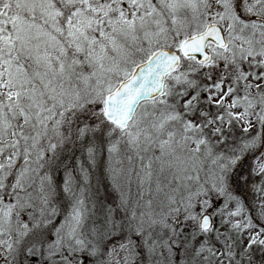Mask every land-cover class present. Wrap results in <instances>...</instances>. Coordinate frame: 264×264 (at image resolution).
<instances>
[{
  "label": "snow or ice",
  "instance_id": "1",
  "mask_svg": "<svg viewBox=\"0 0 264 264\" xmlns=\"http://www.w3.org/2000/svg\"><path fill=\"white\" fill-rule=\"evenodd\" d=\"M0 264H264V0H0Z\"/></svg>",
  "mask_w": 264,
  "mask_h": 264
}]
</instances>
